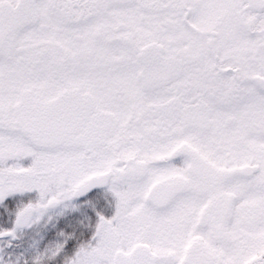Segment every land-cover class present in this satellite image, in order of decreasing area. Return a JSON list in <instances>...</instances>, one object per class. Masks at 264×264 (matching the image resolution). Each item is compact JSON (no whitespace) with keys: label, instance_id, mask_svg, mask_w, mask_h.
Returning <instances> with one entry per match:
<instances>
[{"label":"snow or ice","instance_id":"snow-or-ice-1","mask_svg":"<svg viewBox=\"0 0 264 264\" xmlns=\"http://www.w3.org/2000/svg\"><path fill=\"white\" fill-rule=\"evenodd\" d=\"M0 264H264V0H0Z\"/></svg>","mask_w":264,"mask_h":264}]
</instances>
